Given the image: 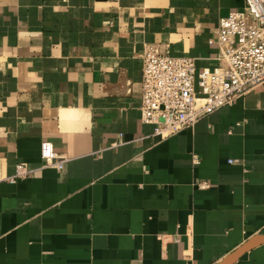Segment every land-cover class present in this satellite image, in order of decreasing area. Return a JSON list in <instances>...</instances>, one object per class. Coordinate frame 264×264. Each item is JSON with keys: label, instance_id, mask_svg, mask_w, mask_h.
Wrapping results in <instances>:
<instances>
[{"label": "crops", "instance_id": "obj_1", "mask_svg": "<svg viewBox=\"0 0 264 264\" xmlns=\"http://www.w3.org/2000/svg\"><path fill=\"white\" fill-rule=\"evenodd\" d=\"M243 6L0 0V264H264V87L163 140L139 112L144 47L213 69Z\"/></svg>", "mask_w": 264, "mask_h": 264}, {"label": "built area", "instance_id": "obj_2", "mask_svg": "<svg viewBox=\"0 0 264 264\" xmlns=\"http://www.w3.org/2000/svg\"><path fill=\"white\" fill-rule=\"evenodd\" d=\"M207 43L217 48V66L200 71L194 59L174 57L167 46L144 47L139 112L141 123L152 127V136L161 140L174 136L264 87V0H244L242 9L220 18ZM39 152L42 167L63 169L66 159L57 156L50 142H41ZM192 162L198 163L195 156ZM30 173L26 164L19 163L8 181L26 180Z\"/></svg>", "mask_w": 264, "mask_h": 264}]
</instances>
